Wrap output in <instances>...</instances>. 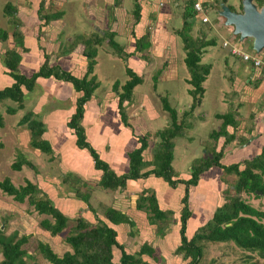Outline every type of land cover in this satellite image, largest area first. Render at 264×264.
<instances>
[{
  "label": "crops",
  "instance_id": "crops-1",
  "mask_svg": "<svg viewBox=\"0 0 264 264\" xmlns=\"http://www.w3.org/2000/svg\"><path fill=\"white\" fill-rule=\"evenodd\" d=\"M40 1L41 0H34L32 2L30 1V5L26 9H22L23 11L21 10V6L17 5L16 14L20 20L19 27L22 30L24 46H26L27 49L23 48L22 44L17 43L13 31L9 30V37L6 40L0 39V47H2L3 41H8L10 46L7 48L17 47L16 49L22 53L20 68L22 72L26 73L29 76L32 75L34 71L38 70L40 66L45 62V53H48L50 55V65H59L63 69L71 71L78 77L85 76L88 71L89 59L84 55V52L86 50V44L84 43L85 40H83L82 38H88L92 40L97 37V35L102 38L105 36V39L104 41L102 40V43L97 45L93 44L94 47H97L99 51V47L104 46L106 42L108 44H111L110 38H107V33L113 31L115 32L114 38L116 34L121 32L125 33L129 40V43L125 44V46L121 44L123 46L124 51L119 55L121 58L124 59L126 63V71L127 67H132L139 74L143 75L145 81V70L150 67L149 65L154 62L153 60L151 61V58H148L147 60L142 59V56H140L139 54H142L144 49H137L136 39L147 34L151 42L150 45L147 47L148 50H150V48L156 50L158 46L159 48L161 47L160 49H163L165 51L166 49H169V43L177 38V34L174 32L172 27L169 26V23L172 20L170 17L172 8L171 4H169L168 2L169 0H162V4H159V0H137V3L140 5L139 16H135L134 12L130 13L125 8L123 0H83L82 5H85L84 8L85 10L87 9L86 12H89L88 15L91 21L93 22L92 29H94V31L92 33H80L78 38L75 37L76 35L78 36L79 33L70 34V36H75L73 37L75 38L74 43H72L71 45H66L61 35L66 30L65 28L66 26H68L69 23L67 19H63L64 14L66 13L65 8L67 5V0L55 1V7H58V4H61V9H54L57 10V14L59 16H56L50 19L49 21H45V18L39 16L38 9L40 6ZM51 1L54 0L45 1V3L47 2L45 7L50 6ZM171 1H173L172 3L176 6L180 5V0ZM209 1H214V5H216L215 0ZM256 2L258 8L264 5V3L261 5L258 1ZM186 3L187 1L184 0L183 6H181V8L183 7V10ZM219 3L220 2L218 1V4ZM218 4V7H215L214 9L220 13L221 6H219ZM222 4L225 5L224 2H222ZM67 8L69 11V6H67ZM104 9L105 11L103 12ZM107 13L110 15L109 18H107L106 16ZM103 21H105L106 27H102ZM125 21L128 25H126V27L124 28ZM199 22H201V24H206L202 23L200 19L198 20V23ZM226 26L227 27H225V29L223 28V31H225L223 34V45L225 42L230 43L231 41L233 42V40L236 39V37L228 36L227 32L228 30L230 31V29L227 23ZM214 30L216 32L219 31L218 29ZM231 32L233 33L232 30ZM246 38L247 37H245V39ZM244 40L241 39L242 42ZM128 44L131 45L129 46ZM232 46L234 45H231V48ZM235 46L240 47L239 44ZM71 47L74 49L69 51V48ZM106 51L108 52L109 49L107 48ZM207 51L208 47L206 48V52ZM256 51L248 52L257 55ZM259 52L261 53L263 52V50ZM169 55L170 53L166 54L167 58ZM165 61H167L166 58ZM176 63V60H174L173 63H168L167 61V66L165 65L166 62L164 61L160 63L159 69L161 70V72L159 74V77L162 75H166L163 78L178 79L180 77V74ZM2 65L3 66L0 68V88L4 87L7 84H11L14 81V78L6 72L7 67L4 64ZM172 66H175V70L174 72H169ZM247 69L248 72L246 78L237 77L234 82V87L238 88L236 89V93L239 95L238 98L241 106L239 107L238 104L234 106L237 102L236 100L232 101L231 99L234 93H232L229 99L224 100V103L227 106L226 111L234 112V118L238 122L236 128L232 126H229L227 128L228 134H233L234 136L232 139H229L227 136L221 135L217 138V140H214V142L218 144V147L213 144V146H215V150H222L221 162L223 164L231 165L240 163L241 169L244 168L243 163L246 160L253 158L254 155L258 154L264 145V73L261 72V70H259L258 68L254 67L251 63L247 65ZM230 78L232 79V77ZM242 80H245V84L241 83ZM116 83H119V88H122L123 85V83H120V80H116L113 85V93L116 94L117 98L116 101L113 100V95L109 96L110 92H108L105 97L98 96L95 92L92 98L85 104V112L84 117L82 119V124L86 135V140L97 151L99 157L108 164H110V166L118 174H123L125 172H128L130 169L129 152L140 145L139 137L143 136L144 134L148 135L147 145L143 152V158L146 160H152L153 153L146 154L145 151H150V145L155 144L154 142L158 138V136L154 134L155 131L160 130L168 125L160 123V125L157 126L158 128L156 127L157 129L150 128L147 122L148 119L143 115L142 111H138L133 108L132 110L130 109L129 112V110L127 111V108L125 107L127 120L129 122V124H127L122 118V114L120 111V89L117 90L115 88ZM38 84H40L42 87V91L39 93V101L43 104L45 103V108L43 109L45 110L43 112L44 119L36 115V117H38L40 120H42V122H44L41 137L47 139L50 142L52 151L55 153V157L61 156L62 158L60 159L62 162L65 161L66 168L72 170V173L75 172L77 174L75 176L77 180L84 181L90 178H95V180L97 181V185H95L94 193H97L99 188L105 193H109L108 201L104 199L98 201L104 202L110 207L113 206L114 208L120 209L123 212L127 213L130 218L134 220L135 225H131L129 222L114 223L106 218H99L103 219L104 221L106 219V222L110 226H113L117 229V238L121 243L124 244L128 252L137 253V251L140 250L141 246L148 241V243L154 246L156 249L157 245L161 246L164 244L163 246L169 249V251L166 252H170V254H172L173 250L172 248H170L172 247V242L177 246L181 243L180 228L183 207L182 197L186 189L185 183L179 182L176 186H173L162 176L150 174L146 177L129 178L127 180L126 185L120 186L117 189H105L103 187H100L98 183L102 178L103 171L96 169L94 160L86 148H79L76 145V135L74 134L73 129L67 127L68 121H70L71 117L76 112L78 98L81 97L83 93L77 91L71 82L58 80L55 78L54 75L49 77L39 76L32 90L36 89ZM23 89L24 92L31 91L27 89L25 85H23ZM135 91L136 89L134 88L133 93ZM161 95L162 94H160V97ZM234 96L237 97V95ZM146 97L147 94L144 93H142L139 97L138 100L139 102H141L142 105H146ZM252 97L254 98L252 99ZM104 99L108 101V104L110 106L104 104ZM53 101H58L62 104L70 102V104L65 105L64 107L54 105L51 106ZM124 103L126 106L131 105L133 107V99H126ZM248 105L250 106V110H244L245 107ZM233 106L236 108H233ZM227 112L218 114H225ZM149 114L148 116L150 117ZM195 114L202 120L207 119L206 115L199 116L198 111H195ZM218 114H216V117ZM151 119L158 120V115L156 116V118ZM217 119L222 125L223 119L218 117ZM227 139L228 142L226 143ZM35 149L38 152L40 150L37 147H35ZM51 161L52 160L49 159V162ZM49 162L46 161L48 165L46 168L49 170H52V168L56 169L55 166H50L51 164L49 165ZM38 166L39 169L37 176L41 179V182H45L46 180H48L47 183L49 184L58 179L57 176L51 177L50 174H46L45 172H39L41 166L40 164H38ZM153 166V164H149L145 169L151 168ZM215 168H219L220 170H222L223 179L229 181L231 174H227L222 168L218 166H214L213 168L208 170V172ZM185 173L187 172L183 171L181 174V172L176 169L175 177L189 178L191 176V174L188 173V176H185ZM60 174H64L63 169H61ZM202 180L203 178L199 181L198 185L192 187L197 190L199 189L200 192H205L206 190L204 186L201 187ZM64 181L66 182L67 180ZM220 183L223 184L224 182L221 180ZM48 184H46V189L49 192L50 198L53 200L56 206L60 208L59 205L62 202V197L60 196V194H58L59 200H56L51 194H55V191L52 189V187L49 186L50 184ZM218 184L219 182H216L215 186H218ZM220 187H222V185H219V188ZM144 189H154L158 197L160 207L166 210L168 213V217L164 219L167 223L162 224L164 225V227L162 228L163 233L160 236L155 235L156 229L159 227V224L162 223L164 220H159L158 223L152 222L148 217V211L138 208L137 206V199L140 193L144 191ZM191 191L192 189H190V207L194 195V190L192 192ZM215 192L216 191L214 190L212 193L214 194ZM66 195V193L63 194V197H65ZM96 197H98V195ZM209 197L210 195H207L208 201ZM263 197L264 196L257 198L262 200ZM66 198L68 200L71 199L68 197ZM215 201L217 202V206L213 211H210V208L207 209V207L205 206L206 204L202 205L203 209L201 208L196 212L193 211L192 207L190 208L192 211V216L188 218L186 229V233L189 238L193 237L195 232L200 227L205 225L210 219L213 218L218 206L224 204L225 198L222 197V193L221 195H217V193L215 194ZM69 203L70 201H68V204ZM252 203L260 207L261 209H264V205L262 203ZM132 231H134V233H131ZM128 237H133L134 240L131 241ZM159 239H161L162 244L161 242H159ZM127 240L131 241L132 245H134L135 248L128 249ZM163 254L165 256L167 255L165 253ZM121 255V248L114 246L113 261H120ZM141 256L144 260H148L149 262H151L146 253H143ZM149 256L152 255L150 254Z\"/></svg>",
  "mask_w": 264,
  "mask_h": 264
},
{
  "label": "rangeland",
  "instance_id": "rangeland-1",
  "mask_svg": "<svg viewBox=\"0 0 264 264\" xmlns=\"http://www.w3.org/2000/svg\"><path fill=\"white\" fill-rule=\"evenodd\" d=\"M30 1L32 2L34 0H0V27L14 31L16 28L15 24H9L13 15L7 12L10 4L16 6V9H14L16 11H13V13L17 16V5L21 6V10L24 8L26 9L30 5ZM45 1L47 0H43V8L41 9L40 13H54L57 12V10L54 9H61V4H58V7L54 6L56 0L51 1V5L47 7H45L47 4ZM82 1L83 0L66 1V8L64 7L66 13L64 14L63 19H67L69 23L65 28L66 30L64 29L67 32L64 31V33L61 35L66 45H71L74 43L75 38H78L80 33H92L94 31V29H92L93 22L88 15L89 12H86L87 9L85 10V5H82ZM215 1L216 5H214V1H212L211 9L208 11L210 22L206 24H201V22H199V24L198 20H195L196 23L192 31L194 36L199 37L201 35H206L204 39L216 40V45H211L208 47V51L203 54L202 62L212 64L213 68L209 78L204 83L206 90L202 99V103L197 105L195 110L188 113L184 119L185 127L182 131V134L178 133L174 137L173 165L179 172H181V174L183 171L191 174L193 165L198 163L205 156L204 147L206 143H208L209 146H213V144H215L216 147H218V144L216 142L214 143V139L211 138V133L218 131L221 127L220 121L217 119L216 114L227 112V106L224 103V100L229 99L232 93H234L231 99L232 101L236 100L237 102L235 105H232L236 106L238 104L239 107L241 106L238 98L239 95L236 93V89L238 88L234 87L233 80H235L237 77L246 78L248 72L247 65L250 64V62L244 61L240 56L232 54L230 51L231 45L239 44L242 51H256L252 41L253 38L247 37L242 42L240 35L235 34V27L233 25H229L230 31L228 30L227 34L230 37H236V39H234L233 42L231 41L230 45L227 47L223 45V34L225 32L223 30L225 27H227L226 19L214 9L215 7H218V1L220 2L218 4L219 6L222 5L223 1ZM253 1L257 3V0ZM168 2L171 4L172 8L170 13L172 20L169 23V26L172 27V29L182 26L184 21L181 15L183 10V7L181 8V6H183L184 0H180L179 6L174 5L172 3L173 1L171 0ZM224 2L225 5L231 7V9L234 11H240L242 0H226ZM263 3H261V5ZM123 4L130 13L134 12L133 10L135 8V0H123ZM67 6H69V11ZM104 11L105 9L103 12ZM106 16L109 18L110 15L107 13ZM126 25L128 24L125 21L124 28ZM103 26L106 27L105 21L102 23V27ZM17 27L20 28L19 24ZM214 29H218L219 31L216 32ZM74 33L79 34L78 36L75 34L76 37L70 36V34ZM115 41L119 42L123 46L129 43L126 34L121 32L116 34ZM169 45V49H166L165 51L160 49L161 47L159 48L158 46L156 50L152 48L148 50V46H146L143 53L139 54L142 56V59L147 60L148 58H151V61L153 60L154 63L149 65L150 67L145 70V81L135 87L136 91L133 93L132 98H130V100L133 99V107L131 105H123L127 108V111L129 110V112L130 109L132 110L133 108L135 110L142 111L143 115L148 119L147 122L150 128H156L160 125V123L165 125H169L171 123L169 112L164 109L160 94H169L171 105L179 112V119H182L183 111L186 109L190 110L191 105L193 104V95L189 91V88L192 87V85L187 81L190 73L185 62L187 52L186 48L184 47V40L180 35H177V38L172 40ZM9 46L10 44L8 41H3V45L0 47V68L3 66L2 60L5 56V49H7ZM107 48L109 49L108 52L106 51ZM72 49L74 48H69V51ZM167 53H170L168 58L166 56ZM256 53L257 55L264 57V49L263 52L260 53L259 51H256ZM120 54V52L117 53L115 47H112V45L108 44L107 42L104 44V46L99 47L98 56L96 57L97 64L94 67V73L89 76H97L98 80L102 83L101 87L96 91L98 96L105 97L107 93L110 92L109 96L113 95V100L116 101V94L113 93L114 83L116 80H120V83L124 84L125 81L129 79L130 75L126 71V63L124 59L119 56ZM165 58L167 59L168 63H173L174 60L177 61L176 64L180 77L178 79H171L163 78L166 75H162L160 77L158 76V80L155 81L153 76L160 70L159 64L164 61L166 62L165 65L167 66V61H165ZM174 70L175 66H172L169 72H174ZM230 77H232V79ZM241 83L245 84V80H242ZM121 90L122 88L120 87V91ZM41 91L42 87L40 84H38L36 89L26 91L24 95L25 106L23 108H18L15 113H9L7 108H17L19 105L18 101H15L12 98H6L0 101V111L3 113L5 119L4 125L0 126V141L3 143V146L0 147V180L10 177L12 181L19 186L26 184L27 180L31 179L32 181L34 180V182L38 183L43 190L45 189L47 191L46 184H48V180L45 181L46 183L43 181L41 182V179L37 176L39 169L38 164H40L41 168L39 172L50 174L51 177L57 176L58 179L52 183H49L50 185H48L55 191V194H51L56 200H59L58 194H60L62 197V202L59 205L60 209L69 217L67 228L58 235H52L49 229H47L41 222L44 217L49 215L40 214L35 209V206L29 203L28 199L23 202L16 200L13 195L7 193L2 187H0V229L6 235L15 234L16 238H20L23 235L27 236V240L23 243V247L26 248L30 254V257L27 255V260L30 264H34V262H37L38 264H52L39 249L40 239L48 241L54 251L62 256L66 251L71 250L70 244L66 241V237L71 233V229L76 226L77 219L79 217H83L86 221L96 225L98 224L96 215H98L100 218H106L104 211L107 207H109V205L106 203L98 201L101 199L108 201L109 193H105L100 188L97 193H94L95 185H97L95 178L87 179L88 181L77 180L75 177L77 174L75 172L72 173V170L66 168L65 161L62 162L60 159L62 158L61 156L55 157V153L53 151L46 153L42 150H39L38 152L36 151L35 147L30 145V129L26 124H20L19 121L28 111H34L35 115H38L44 119L43 112L45 110L43 109L45 108V103L43 104L39 101V93ZM142 93L147 94L145 100L146 105H142L138 100ZM234 95H237V97ZM253 98L254 97H252V99ZM68 104H70V102L62 104L58 101H53L51 106L54 105L64 107ZM104 104L110 106L106 99H104ZM234 106L233 108H236ZM244 110L249 111L250 106H246ZM195 111L199 112V116L206 115L207 119H200L195 114ZM148 114L151 118H156L158 115V120L151 119ZM67 127H69V123ZM158 141L159 137L155 140L154 145H150V151H145L146 154L153 153V149L156 147ZM144 149L142 151V155ZM20 156L29 159L35 167L32 165L23 164L21 169H15L12 164ZM49 159L52 161L49 162ZM46 161L49 162V165L51 164L50 166H55L56 169H47L46 167L48 165ZM61 169L64 170V174H60ZM187 173H185V176H188ZM200 178H203L201 181V187L204 186L206 191L200 192L199 189L197 190L194 187L191 188L192 191L194 190L191 207L195 212L201 208L203 209V204H206L205 206L207 209L210 208V211H213L217 206V202L215 201L216 193L217 195H221L222 193V197L225 198V201L226 199H229L226 196L232 197L236 194L235 183L238 177L235 174H231L229 181H225L223 179L222 170L215 168L210 172H204ZM64 180L67 181L65 182ZM221 180L224 182L223 184L220 183ZM216 182H219L218 186H215ZM219 185H222V187L219 188ZM214 190L216 192L213 194L212 192ZM65 193L67 195L63 197V194ZM81 193H89V201L92 204L94 210H91V208L88 207V203L81 198L82 196H79ZM47 194L49 195L48 191ZM97 195L98 197H96ZM207 195H210L209 201L207 199ZM66 197L71 199L68 200ZM242 197L247 201L254 202L256 204L259 202L264 205V197L262 200H260L253 193H251V195L243 193ZM67 200L70 201L69 204ZM49 219L54 221V219L51 217H49ZM105 221L107 220L105 219ZM161 234L162 232L158 227L156 229L155 235L160 236ZM128 238L131 241L134 240L133 237ZM159 240V242L162 244L161 239ZM131 241L127 240L128 249L135 248ZM163 245H157L155 254L152 256H149L150 254L145 252L149 257L151 264H186L187 258H184L182 254L175 252L177 248L176 244L172 242V247H170L173 250L172 254H170V252H166L169 251V249ZM163 253L167 254V257ZM3 257L4 255L0 246V260ZM200 264H264V258L260 257L256 252L251 254L248 251L240 249L232 242L223 244L208 243L205 249L204 257Z\"/></svg>",
  "mask_w": 264,
  "mask_h": 264
},
{
  "label": "trees",
  "instance_id": "trees-1",
  "mask_svg": "<svg viewBox=\"0 0 264 264\" xmlns=\"http://www.w3.org/2000/svg\"><path fill=\"white\" fill-rule=\"evenodd\" d=\"M178 1V0H177ZM182 17L183 25L173 28L177 35H180L184 40V47L186 48L185 62L189 70L188 83L192 85L189 88L190 93L193 95V104L190 110H184L182 113V119H179L178 110L170 103L169 94H162L161 101L163 107L169 112L171 123L168 126L160 130L155 131V135L159 137V141L156 147L153 149V159L146 160L143 158L142 151L147 145L148 135L144 134L139 137L140 145L129 152L130 169L128 172L118 174L107 162L102 160L97 151L86 140L82 119L85 112V104L95 94L96 90L100 87L101 83L97 76L93 75L94 67L97 64L96 57L98 55L97 45L104 41L105 36L95 37L90 40L88 38H82L85 40L86 50L84 55L89 59L88 71L85 76L78 77L71 71L63 69L59 65H50V55L45 53L46 60L40 66V68L33 72L32 75H27L22 72L20 68V61L22 53L16 48H7L2 63L7 67L6 72L14 78L11 84H7L0 88V101L6 98H12L18 101V107H8L9 113H15L18 108H23L24 104V89L23 85L27 89L32 90L37 82L39 76L49 77L54 75L56 79L71 82L75 89L82 92V96L78 98L76 112L71 117L69 127L73 129L76 135V145L79 148H86L92 156L96 169L102 170L103 175L98 183L100 187L105 189H117L120 186H124L129 178L146 177L150 174L162 176L171 185L176 186L179 182H183L186 185L185 193L182 197L183 207L181 214V243L177 246L175 252L181 253L184 258H187L186 264H200L205 253V249L208 243H234L240 249L254 254L256 252L260 257L264 258V209L254 205L252 202H248L242 197V194L251 195L253 193L256 197L264 196V145L261 151L254 155L253 158L246 160L241 169L240 163L225 165L221 162L222 150H215V146H209L207 143L204 147L205 156L192 167L191 176L189 178L175 177L176 169L173 165V149H174V137L175 135L182 134L185 127L184 119L189 112L196 109L197 105L202 103V99L205 93L204 83L207 81L208 76L211 73L212 64L203 63V54L206 52V48L211 45H216V40L204 39L205 35L199 37L194 36L193 28L195 20H199L196 11L193 9L191 0H186ZM223 2L226 0H222ZM260 4L263 0H257ZM225 3V2H224ZM9 4V3H8ZM43 0L40 1L38 9L39 16L45 18V21H49L54 17H58L57 12L54 13H40ZM231 8V7H230ZM16 6L10 4L8 13H11L9 24H15L16 28L13 31L14 37L18 44L23 42V33L20 28L17 27L20 24L19 17L15 12ZM233 10V9H232ZM135 16H139L140 5L135 0L134 8ZM203 23V22H202ZM107 38H110V43L116 48L117 52L123 53V46L115 41V32L111 31L107 33ZM9 37V30L0 27V39L6 40ZM149 36L145 34L136 39V47L138 50L146 48L150 45ZM94 40V41H93ZM95 42V43H93ZM127 72L130 78L122 85V90L119 95V107L124 121L129 124L127 120L125 100L132 98L133 90L139 83L144 81L143 75L139 74L132 67H127ZM161 70L157 72L153 77L155 81L158 80V76ZM234 79V77H233ZM235 82V80H233ZM115 88L119 90V83L115 84ZM234 112H227L225 114H218L217 117L223 119L222 125L218 131L211 133V138L217 140L221 135L227 136L229 139L233 138V134L229 135L227 128L232 126L237 127L238 122L234 118ZM5 123L4 115L0 111V126ZM20 124H26L30 129L31 138L30 145L37 147L44 152H52V147L47 139L41 137L43 132L44 122L36 117L34 111H28L19 121ZM228 142V139L226 143ZM215 143V142H214ZM3 143L0 141V147ZM209 154V155H208ZM23 164L33 165V163L20 156L12 166L15 169H21ZM149 164L154 166L145 169ZM218 166L222 168L227 174H235L238 179L235 183L236 194L232 197L226 196L224 204L217 207L214 216L205 225L200 227L193 237L189 238L186 233L188 218L192 216L190 209V189L192 186L198 185L201 175L210 170L212 167ZM226 180V179H225ZM227 181V180H226ZM0 187L4 191L14 196L16 200L25 201L28 199L31 205L35 206V209L40 214H47L49 216L42 219V224L49 229L52 235H58L62 233L68 226L69 217L53 202L50 196L45 190H43L38 183L27 180L26 184L16 185L10 177H6L0 180ZM79 196L88 203V207L94 210L92 204L89 201V193H81ZM138 208L148 211V217L152 222H159L168 217L166 210L162 209L158 202V197L154 189H144L140 193L137 199ZM104 215L106 219L114 223L129 222L131 225H135V222L130 216L120 209L109 206L105 209ZM53 218L54 221L49 219ZM98 219V224H91L83 217L77 219V224L71 229V233L67 235L66 241L70 244L72 250L66 251L62 256L54 251L52 246L40 239L39 249L42 254L52 264H151L148 260H144L141 256L143 253L154 254L156 248L145 242L137 253L128 252L123 243L117 238L118 231L115 227L110 226L106 221ZM164 220L159 224V229L163 233ZM134 233V231H132ZM0 246L4 257L0 260V264H30L27 260V255L30 257L28 250L23 247V243L27 240V236L23 235L20 238H16L14 235H6L0 229ZM114 246L121 248L122 255L120 261H113L114 259ZM34 264H38L34 262Z\"/></svg>",
  "mask_w": 264,
  "mask_h": 264
},
{
  "label": "water",
  "instance_id": "water-1",
  "mask_svg": "<svg viewBox=\"0 0 264 264\" xmlns=\"http://www.w3.org/2000/svg\"><path fill=\"white\" fill-rule=\"evenodd\" d=\"M240 11H234L227 5H221L220 15L226 18L227 25L235 27V34L253 38L257 51L264 49V5L258 8L253 0H242Z\"/></svg>",
  "mask_w": 264,
  "mask_h": 264
},
{
  "label": "built area",
  "instance_id": "built-area-1",
  "mask_svg": "<svg viewBox=\"0 0 264 264\" xmlns=\"http://www.w3.org/2000/svg\"><path fill=\"white\" fill-rule=\"evenodd\" d=\"M158 2H159V4L163 3L162 0H159ZM191 2H192L193 9L196 11L199 19L203 23H209L210 17H208V11L211 9V2L212 1H209V0H191ZM224 45L229 46L230 43L225 42ZM231 53L241 56V58L244 61L250 62L254 67L258 68L259 70H261V72L264 73V58H262L256 54H252L248 51L244 52L240 49L239 46H235V45L232 46Z\"/></svg>",
  "mask_w": 264,
  "mask_h": 264
},
{
  "label": "clouds",
  "instance_id": "clouds-1",
  "mask_svg": "<svg viewBox=\"0 0 264 264\" xmlns=\"http://www.w3.org/2000/svg\"><path fill=\"white\" fill-rule=\"evenodd\" d=\"M233 54V53H232ZM236 55V54H235ZM239 56V55H238ZM241 57V56H240Z\"/></svg>",
  "mask_w": 264,
  "mask_h": 264
}]
</instances>
